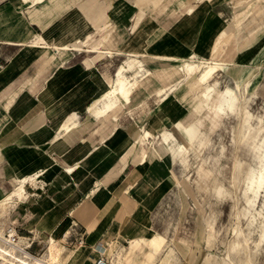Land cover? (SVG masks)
<instances>
[{
    "label": "crops",
    "instance_id": "1",
    "mask_svg": "<svg viewBox=\"0 0 264 264\" xmlns=\"http://www.w3.org/2000/svg\"><path fill=\"white\" fill-rule=\"evenodd\" d=\"M160 2L0 0V196L24 180L17 219L33 248L84 236L91 250L80 264H93L99 250L117 264L109 246L149 240L151 213L170 192L173 160L186 149L177 138L187 141L210 102L202 90L200 105L190 110L188 91L167 83L147 90L139 103L131 89L128 101L107 96L120 71L126 87L137 81L123 66L110 76L99 56L126 54L150 73L184 61L226 65L234 73L264 50V0L248 19L236 7L241 0H179L174 15ZM200 76L190 87L201 85ZM217 95L208 106L215 116L231 109ZM120 99L132 104L124 113L117 110ZM107 102L113 104L106 108ZM155 141L156 155L149 148ZM263 193L254 199L243 191L244 215ZM258 206L260 214L264 198ZM260 228L264 237V216ZM212 229L208 241L217 237L208 238ZM73 255L67 264H79Z\"/></svg>",
    "mask_w": 264,
    "mask_h": 264
},
{
    "label": "rangeland",
    "instance_id": "2",
    "mask_svg": "<svg viewBox=\"0 0 264 264\" xmlns=\"http://www.w3.org/2000/svg\"><path fill=\"white\" fill-rule=\"evenodd\" d=\"M178 1L161 0V8L166 7V13L174 15L173 9H178ZM185 1L191 3L192 0ZM261 2L262 0H252V8L256 4L261 5ZM236 7L242 11L244 19L254 13L246 0H241ZM256 9L258 8H254ZM261 14L260 21L263 22L264 10ZM223 46H227L226 42ZM106 56L103 54L99 57L103 61L106 60L105 67L110 76L114 77L116 69L120 66H123L125 75L134 74L131 80L137 81L135 86L131 87L134 103L143 101L147 90L159 88L163 83H167L165 87L169 90L179 87L188 91L185 100L191 110L200 105L202 90L209 94L208 106H211L214 100L217 102L218 93L240 84L231 109L227 108L219 116H215L208 106H204L198 116L196 115L197 120L192 123L193 128L187 131V141L183 140L184 136L181 134L177 138L182 140L181 143L186 149L180 157L173 160L174 183L170 192L151 213L152 224L147 236L150 239L133 241L128 246L111 245L107 254L115 256L117 264H228L225 254L233 242L239 239L242 245L246 241L250 243L253 264H264V237L260 235V222L264 216V208L260 207L264 195L254 206L256 208V205H259L260 214L254 211L255 208L245 215L242 213L243 209L247 211V203L244 204L242 198L247 179L253 172L252 168L256 167L258 153L264 150V50L259 58H252V63L246 67L245 72L241 68L240 71L229 73L226 65H218L211 70L201 85L194 88L190 87L189 83L195 80L200 71L211 66L210 63L198 62L200 68L189 79L180 70L182 63L150 73L143 63L137 59L130 60L126 54ZM129 60L133 62V67L128 66ZM121 100L117 110H123L121 112L124 113L132 104L128 103V100ZM248 113L250 117L245 120ZM190 121L192 120L189 119ZM176 144L178 145L175 142L174 145ZM159 146L156 141L149 145L154 155L160 152ZM16 186L17 184H14L11 191ZM26 187L29 190V185ZM11 191L1 194L0 200ZM23 197L11 198L5 205H0V233L7 239V228L15 226L18 243L29 253V256L24 258L21 252L16 251L17 257L26 261H30L32 257L47 259L53 239L44 240L33 248V242L23 237L25 234L17 219L23 212L20 204ZM212 228L219 229L220 233L208 241L205 235ZM152 237H157L155 244L151 243ZM85 241L84 236L73 238L71 242L54 241V263L67 264L69 255L74 252L70 259L72 261L80 258V264L91 250L87 248ZM0 247L10 249L8 243L3 242L1 238ZM231 257L237 263L240 258L243 259V254L232 253ZM9 260L14 258L1 252L0 264H10ZM17 262L23 264L22 261Z\"/></svg>",
    "mask_w": 264,
    "mask_h": 264
},
{
    "label": "bare ground",
    "instance_id": "3",
    "mask_svg": "<svg viewBox=\"0 0 264 264\" xmlns=\"http://www.w3.org/2000/svg\"><path fill=\"white\" fill-rule=\"evenodd\" d=\"M246 2L248 4V6L252 7L251 6L252 0H246ZM81 44L82 43L74 44L73 47L79 48V47H81ZM212 54H213V52H212ZM192 62L191 61H184V65L182 66V71L186 75H189V74L193 73L195 70H198L200 68L199 63H194V62L192 63ZM205 62H208V61H205ZM216 66H218V64L214 63L213 65L209 66L208 68L202 70L201 76H200L201 81L205 80V78H207V76L209 75L211 70ZM126 84H127L126 78L123 76V74L120 71L118 74V77H117L116 85L109 88L106 95L107 96H121L122 98L127 100L128 96L130 94L131 88L126 87ZM135 84L136 83H134V85ZM239 88H240V84H236L235 87H228L224 91H221V97H223V101L227 103L228 107L233 106V103H234L233 101L237 97V90H239ZM112 104H113V102H107L106 108H109ZM256 159H257V161H256L257 170L254 172V169H253V172H254L253 176H251L247 180V184H246V187L244 189V192H251L254 199L257 198L261 193L264 192V151H261V153H259L257 155ZM24 192H25V185H24V180H23L22 182H20V184H18V186L10 194H8L5 198L0 200V205L1 206L5 205L6 201H8L11 198L15 197V198L19 199V198L23 197ZM251 202L253 203L254 201L251 200ZM63 233H65V231ZM219 233H220L219 229L213 228L209 232L208 238L219 236ZM61 236H62V234H61ZM0 238H1V240L3 239V242L8 243V245L10 247L9 250H6V249H3L2 247H0V256H1V252H3L6 255L12 256L14 258V260H9L10 264H19V262H17V261H22L23 264H55L54 263L55 253L53 252V242L54 241H51V243H50L51 245L49 246V257L47 259L32 257V259L30 261H26L25 259L17 257V255L15 254L16 251H19L23 254L24 258H27V256H29V253L27 251H24L23 248H21L20 244L18 243V239H16L15 241L12 242L10 239L3 238L2 233H0ZM152 243L155 244L153 241H152ZM250 250H251L250 243H248L246 241L244 243V245H242L238 239L237 241H235L231 245L228 253L225 255V259L228 262V264H253V259H252ZM241 252L243 254V259L240 258V261L236 263V261L232 260L231 254L232 253L238 254ZM165 262H167V261H165Z\"/></svg>",
    "mask_w": 264,
    "mask_h": 264
},
{
    "label": "built area",
    "instance_id": "4",
    "mask_svg": "<svg viewBox=\"0 0 264 264\" xmlns=\"http://www.w3.org/2000/svg\"><path fill=\"white\" fill-rule=\"evenodd\" d=\"M6 236L7 239H10L12 242L18 239V233L15 226L7 228ZM93 264H110V260L103 250H99L98 256L93 261Z\"/></svg>",
    "mask_w": 264,
    "mask_h": 264
}]
</instances>
